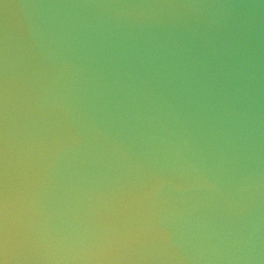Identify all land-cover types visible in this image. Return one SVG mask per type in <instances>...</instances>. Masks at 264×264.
Instances as JSON below:
<instances>
[{"label":"water","instance_id":"obj_1","mask_svg":"<svg viewBox=\"0 0 264 264\" xmlns=\"http://www.w3.org/2000/svg\"><path fill=\"white\" fill-rule=\"evenodd\" d=\"M0 264H264V0H0Z\"/></svg>","mask_w":264,"mask_h":264}]
</instances>
